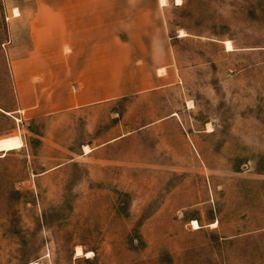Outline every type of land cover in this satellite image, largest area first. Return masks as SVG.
I'll return each instance as SVG.
<instances>
[{"label":"rangeland","instance_id":"rangeland-1","mask_svg":"<svg viewBox=\"0 0 264 264\" xmlns=\"http://www.w3.org/2000/svg\"><path fill=\"white\" fill-rule=\"evenodd\" d=\"M180 1L100 0L114 91L69 110L66 1L0 0V264H264V0Z\"/></svg>","mask_w":264,"mask_h":264},{"label":"crops","instance_id":"crops-1","mask_svg":"<svg viewBox=\"0 0 264 264\" xmlns=\"http://www.w3.org/2000/svg\"><path fill=\"white\" fill-rule=\"evenodd\" d=\"M65 1L64 3L38 5L36 10L65 13L64 19L59 21L62 27L59 30V41L68 51L64 52L61 49L57 56L51 52H44L45 63L42 77L44 84H47L48 81L45 78L49 75L54 76L56 70H58V74H64L65 83L68 86L71 85L72 92L71 89H64L65 93L70 91V94L65 96L64 103H51L49 106L54 105L57 108L63 107L70 110L110 100V94H113L114 91L115 64L113 46L109 51L107 43L106 50L102 53L93 50L92 46L94 41H98L97 29L100 19L97 12H99L100 0H87L89 2H84V0ZM42 23L45 24L46 21H42ZM41 34L44 40L45 34L32 31L33 41L36 42V36ZM56 59L59 61L57 65L54 61ZM155 69L157 71L158 67ZM53 71L55 72L53 73ZM154 78L162 81L164 77L157 76ZM52 82L50 80L49 84ZM100 91L110 93L106 94V98L103 100H97L94 96H98Z\"/></svg>","mask_w":264,"mask_h":264},{"label":"bare ground","instance_id":"bare-ground-1","mask_svg":"<svg viewBox=\"0 0 264 264\" xmlns=\"http://www.w3.org/2000/svg\"><path fill=\"white\" fill-rule=\"evenodd\" d=\"M178 2L180 4L181 1L178 0ZM162 3H164V5H165L166 0H162ZM183 36H185L184 33H182V35L180 37H183ZM20 146H21V140L19 137H17L16 139H13V140H3L2 142H0V151H9V150L18 148ZM193 225L196 229L199 228V224L196 221L193 222ZM82 255H86V256L90 257L92 255V253L84 254L83 250L78 248L77 256H82ZM33 264H37V263H33Z\"/></svg>","mask_w":264,"mask_h":264}]
</instances>
